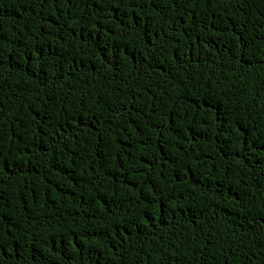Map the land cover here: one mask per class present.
Masks as SVG:
<instances>
[{
    "label": "trees",
    "instance_id": "1",
    "mask_svg": "<svg viewBox=\"0 0 264 264\" xmlns=\"http://www.w3.org/2000/svg\"><path fill=\"white\" fill-rule=\"evenodd\" d=\"M0 264H264V0H0Z\"/></svg>",
    "mask_w": 264,
    "mask_h": 264
}]
</instances>
